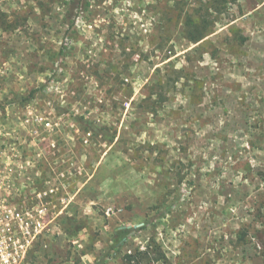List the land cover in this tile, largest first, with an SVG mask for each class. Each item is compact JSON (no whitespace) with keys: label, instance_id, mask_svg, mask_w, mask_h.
<instances>
[{"label":"rangeland","instance_id":"1","mask_svg":"<svg viewBox=\"0 0 264 264\" xmlns=\"http://www.w3.org/2000/svg\"><path fill=\"white\" fill-rule=\"evenodd\" d=\"M70 3L0 0V155L55 190L26 264H264V0Z\"/></svg>","mask_w":264,"mask_h":264},{"label":"built area","instance_id":"2","mask_svg":"<svg viewBox=\"0 0 264 264\" xmlns=\"http://www.w3.org/2000/svg\"><path fill=\"white\" fill-rule=\"evenodd\" d=\"M10 148L0 155V264H26L46 231L47 199L55 190L31 176L30 150Z\"/></svg>","mask_w":264,"mask_h":264},{"label":"trees","instance_id":"3","mask_svg":"<svg viewBox=\"0 0 264 264\" xmlns=\"http://www.w3.org/2000/svg\"><path fill=\"white\" fill-rule=\"evenodd\" d=\"M84 0H71L72 4V10L73 9H77L81 6V4L83 3ZM135 229L134 228H128V227H124L122 229H120L117 233H118V237L119 239H124L127 236H129ZM117 243H119V241H117ZM150 251L147 249L146 251H138L136 254L132 255V254H128L126 256V259L128 260V262L130 264L134 263V264H142L143 261L147 260V264H149L150 260L154 263L159 262L160 260L162 261V264H168V260L166 258V256L162 253H159L157 257L155 258H150Z\"/></svg>","mask_w":264,"mask_h":264},{"label":"water","instance_id":"4","mask_svg":"<svg viewBox=\"0 0 264 264\" xmlns=\"http://www.w3.org/2000/svg\"><path fill=\"white\" fill-rule=\"evenodd\" d=\"M140 226H142V224L136 225L135 228H139ZM127 227L130 228L131 226H127Z\"/></svg>","mask_w":264,"mask_h":264}]
</instances>
